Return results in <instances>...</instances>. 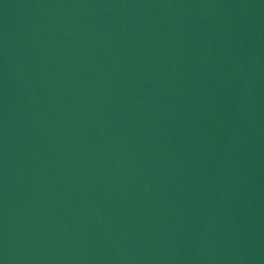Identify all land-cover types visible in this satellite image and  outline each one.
<instances>
[{"label": "water", "instance_id": "1", "mask_svg": "<svg viewBox=\"0 0 264 264\" xmlns=\"http://www.w3.org/2000/svg\"><path fill=\"white\" fill-rule=\"evenodd\" d=\"M0 264H264V0H0Z\"/></svg>", "mask_w": 264, "mask_h": 264}]
</instances>
